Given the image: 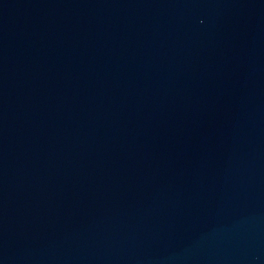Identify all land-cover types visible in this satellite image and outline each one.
Here are the masks:
<instances>
[{
	"label": "water",
	"instance_id": "95a60500",
	"mask_svg": "<svg viewBox=\"0 0 264 264\" xmlns=\"http://www.w3.org/2000/svg\"><path fill=\"white\" fill-rule=\"evenodd\" d=\"M0 264H264V0H0Z\"/></svg>",
	"mask_w": 264,
	"mask_h": 264
}]
</instances>
